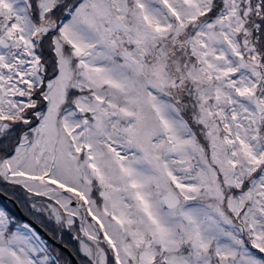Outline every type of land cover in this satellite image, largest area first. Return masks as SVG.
I'll use <instances>...</instances> for the list:
<instances>
[{
  "label": "snow or ice",
  "instance_id": "1",
  "mask_svg": "<svg viewBox=\"0 0 264 264\" xmlns=\"http://www.w3.org/2000/svg\"><path fill=\"white\" fill-rule=\"evenodd\" d=\"M0 195V264H264V0H0Z\"/></svg>",
  "mask_w": 264,
  "mask_h": 264
},
{
  "label": "rangeland",
  "instance_id": "2",
  "mask_svg": "<svg viewBox=\"0 0 264 264\" xmlns=\"http://www.w3.org/2000/svg\"><path fill=\"white\" fill-rule=\"evenodd\" d=\"M21 195H23V193H20ZM10 195V194H9ZM18 202V204L20 205L21 210H23L24 214L27 215L28 217L32 218L35 220V217L31 214V212L25 207V201L23 200H16ZM0 207H3L5 209H7L11 214L15 215L18 219L20 220H24L23 218L20 217L19 214V210L17 208H15V206L11 203L5 202L0 198ZM10 210H9V209ZM50 227V226H49ZM68 238L66 237V240Z\"/></svg>",
  "mask_w": 264,
  "mask_h": 264
},
{
  "label": "water",
  "instance_id": "3",
  "mask_svg": "<svg viewBox=\"0 0 264 264\" xmlns=\"http://www.w3.org/2000/svg\"><path fill=\"white\" fill-rule=\"evenodd\" d=\"M0 197L3 198V199L6 200V201H10V202L14 203L15 206H16V208L19 210L20 216H21L23 219L28 220V221H34V219H32V218H30V217H28L27 215L24 214V212L21 210L19 204L17 203V201H16L14 198L9 199V198H8V195H0ZM34 226H36V227L38 228V230H39L40 227H41V226L38 225V224H35ZM42 234H43V232H42Z\"/></svg>",
  "mask_w": 264,
  "mask_h": 264
},
{
  "label": "trees",
  "instance_id": "4",
  "mask_svg": "<svg viewBox=\"0 0 264 264\" xmlns=\"http://www.w3.org/2000/svg\"><path fill=\"white\" fill-rule=\"evenodd\" d=\"M9 209V208H8ZM10 210V209H9Z\"/></svg>",
  "mask_w": 264,
  "mask_h": 264
}]
</instances>
